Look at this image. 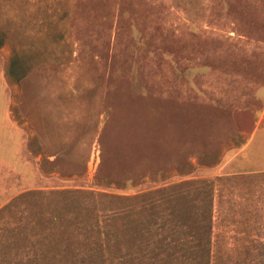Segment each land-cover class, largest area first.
<instances>
[{
  "label": "rangeland",
  "instance_id": "374dc122",
  "mask_svg": "<svg viewBox=\"0 0 264 264\" xmlns=\"http://www.w3.org/2000/svg\"><path fill=\"white\" fill-rule=\"evenodd\" d=\"M0 264H264V0H0Z\"/></svg>",
  "mask_w": 264,
  "mask_h": 264
}]
</instances>
